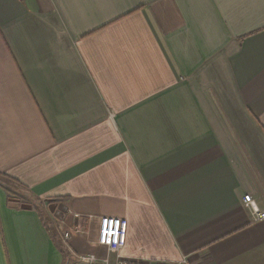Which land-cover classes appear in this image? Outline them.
<instances>
[{
	"label": "crops",
	"instance_id": "crops-1",
	"mask_svg": "<svg viewBox=\"0 0 264 264\" xmlns=\"http://www.w3.org/2000/svg\"><path fill=\"white\" fill-rule=\"evenodd\" d=\"M247 194L264 0H0V264L103 258L104 216L133 261L264 264Z\"/></svg>",
	"mask_w": 264,
	"mask_h": 264
},
{
	"label": "built area",
	"instance_id": "built-area-1",
	"mask_svg": "<svg viewBox=\"0 0 264 264\" xmlns=\"http://www.w3.org/2000/svg\"><path fill=\"white\" fill-rule=\"evenodd\" d=\"M244 201L251 210L253 220L264 219V211H261L252 198L247 194ZM127 232V221L123 217L104 216L99 220L98 233L96 243L106 250V255L100 258L96 253L89 252L76 255L71 254V260L67 264H192L189 257H182L178 260H162V259H143L130 260L119 254L120 248L125 244ZM70 232L67 231L62 235V244L67 248ZM71 251L70 248H68ZM114 254L115 259L110 260L109 255Z\"/></svg>",
	"mask_w": 264,
	"mask_h": 264
}]
</instances>
